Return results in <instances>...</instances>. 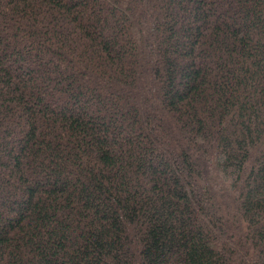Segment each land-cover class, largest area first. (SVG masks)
Wrapping results in <instances>:
<instances>
[{
  "label": "trees",
  "instance_id": "1",
  "mask_svg": "<svg viewBox=\"0 0 264 264\" xmlns=\"http://www.w3.org/2000/svg\"><path fill=\"white\" fill-rule=\"evenodd\" d=\"M0 264H264V0H0Z\"/></svg>",
  "mask_w": 264,
  "mask_h": 264
}]
</instances>
